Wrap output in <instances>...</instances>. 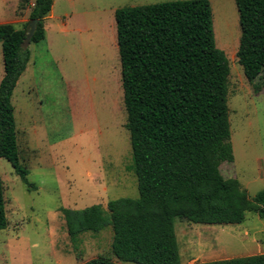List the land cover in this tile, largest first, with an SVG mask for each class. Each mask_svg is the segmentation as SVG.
<instances>
[{
	"label": "rangeland",
	"instance_id": "rangeland-1",
	"mask_svg": "<svg viewBox=\"0 0 264 264\" xmlns=\"http://www.w3.org/2000/svg\"><path fill=\"white\" fill-rule=\"evenodd\" d=\"M19 1L0 0V22L22 28L31 5L18 9ZM163 1L168 0H54L47 39L29 44L30 60L11 97L19 158L35 189L0 158L7 216V226L0 229V264H81L110 253V227L85 232L73 244L59 208L106 206L111 199L138 196L114 11ZM209 1L215 44L230 69L227 104L234 159L222 162L220 169L252 197L264 189V80L256 79L259 89H254L237 60L235 0ZM2 75L0 42V80ZM175 230L181 264L264 253V219L253 210L239 224L176 219Z\"/></svg>",
	"mask_w": 264,
	"mask_h": 264
},
{
	"label": "trees",
	"instance_id": "trees-1",
	"mask_svg": "<svg viewBox=\"0 0 264 264\" xmlns=\"http://www.w3.org/2000/svg\"><path fill=\"white\" fill-rule=\"evenodd\" d=\"M54 0H20L30 6L22 28L0 23V158L35 189L19 158L13 90L30 59L23 47L31 19V43L45 38ZM240 27L236 57L247 80H264V0H235ZM121 66L125 127L138 196L76 209L60 207L70 240L106 227L110 253L81 264H181L176 219L208 225L239 224L247 211L264 219V189L250 196L222 162L234 159L228 108L229 62L215 44L209 0H168L114 11ZM7 226L0 176V229ZM191 264H264V253Z\"/></svg>",
	"mask_w": 264,
	"mask_h": 264
},
{
	"label": "water",
	"instance_id": "water-1",
	"mask_svg": "<svg viewBox=\"0 0 264 264\" xmlns=\"http://www.w3.org/2000/svg\"><path fill=\"white\" fill-rule=\"evenodd\" d=\"M37 23H38L37 19H31L27 23L25 31H24L25 37L22 43L23 47L27 48L29 46L30 39L33 36L34 32L36 31Z\"/></svg>",
	"mask_w": 264,
	"mask_h": 264
},
{
	"label": "crops",
	"instance_id": "crops-1",
	"mask_svg": "<svg viewBox=\"0 0 264 264\" xmlns=\"http://www.w3.org/2000/svg\"><path fill=\"white\" fill-rule=\"evenodd\" d=\"M53 4H54V2H53ZM52 7H53V5H52ZM55 17H54V15H53V8L51 9V11L49 12V14H48V16L46 17V19H45V22H44V28H45V38L42 40V41H45L46 39H47V28H49L50 26H52L51 24V20H53ZM0 23H2V22H0ZM64 24H65V22H62V27L60 28L61 30L64 28ZM30 60V59H29ZM29 62V61H28ZM28 64V63H27ZM26 67H27V65H26ZM26 69V68H25ZM25 71V70H24ZM22 75V74H21ZM19 80V79H18Z\"/></svg>",
	"mask_w": 264,
	"mask_h": 264
}]
</instances>
